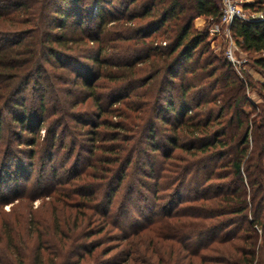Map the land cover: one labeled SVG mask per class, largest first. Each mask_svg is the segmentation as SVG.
<instances>
[{"label":"trees","instance_id":"16d2710c","mask_svg":"<svg viewBox=\"0 0 264 264\" xmlns=\"http://www.w3.org/2000/svg\"><path fill=\"white\" fill-rule=\"evenodd\" d=\"M220 16L217 0H0V208L50 198L63 217L32 263L10 231L11 264H264V108L211 47ZM230 33L264 68V19Z\"/></svg>","mask_w":264,"mask_h":264},{"label":"rangeland","instance_id":"374dc122","mask_svg":"<svg viewBox=\"0 0 264 264\" xmlns=\"http://www.w3.org/2000/svg\"><path fill=\"white\" fill-rule=\"evenodd\" d=\"M245 11L251 14V16H263V11H255V10H246L244 8L245 3L252 2L254 0H236ZM206 26L205 20L203 18L197 19L195 22V27L199 29H204ZM211 47L214 52H219L222 45L224 46L222 49L224 51V55L227 56V48L229 46V41L224 37L220 35H216L211 31L210 28V39ZM234 60L237 66L234 64L235 71L239 76H245L247 78V75L251 78L252 83L254 84V88L249 90L248 97L250 100L257 106V109L254 113L256 115L264 108V91L262 89V85L264 84V68H257L253 66L254 59L247 54L243 53L240 50L234 51ZM229 59V58H228ZM230 60V59H229ZM247 111H251V109H247ZM17 133H19L18 130L15 129ZM44 128L41 129L40 135L41 137L44 135ZM28 135L27 133H24L23 136ZM9 136L14 138V135L12 133L9 134ZM25 146H22V149H25ZM63 157L61 156L60 160H57L55 162V165L59 166L62 162ZM10 184V190L5 191L6 195H12L15 191V186L18 191V193L21 195L23 193L24 186L21 184ZM51 200L50 198H42L41 200L34 201L31 203V201L27 199H20V200H13L12 203H8L0 208V264H11L12 260H18L19 257L17 256V250L11 248L9 245L10 241H8V236L10 231H12V236H15L16 243L18 242H25L26 244H29V247L32 246L33 242L35 243L33 254H28L29 257L26 258L27 263H32L36 261L35 253L36 249L38 247H41L42 244L38 243L37 241V229L43 228L47 229L49 228L50 231H54V226L56 224L57 219L60 220L63 219L60 213H53V207L51 206ZM56 204V203H55ZM32 208V209H31ZM38 211L39 213L30 214V211ZM69 214V213H67ZM32 219V221H31ZM26 223H29V225L26 227ZM20 231V234H19ZM20 236H17V235ZM109 237H112L111 234L107 235ZM106 235L102 236H96L92 238V240L96 239H104V244L102 248L105 247H112L114 250L112 254L118 252L120 250V247L116 248L119 245V242L117 240H114L113 238H107ZM14 241V239H13ZM14 241V242H15ZM55 240L50 241L47 243V246L54 245ZM21 246V245H19ZM46 247V245L44 244ZM51 247V246H50ZM61 250V249H60ZM45 254L44 260H47L49 256L46 254V252H43ZM65 254V253H64ZM61 251V254L59 257H57V262H61L64 258V255ZM63 257V258H62ZM76 258H73V261H75ZM105 260V259H104Z\"/></svg>","mask_w":264,"mask_h":264},{"label":"built area","instance_id":"2783aa9c","mask_svg":"<svg viewBox=\"0 0 264 264\" xmlns=\"http://www.w3.org/2000/svg\"><path fill=\"white\" fill-rule=\"evenodd\" d=\"M220 9L221 16L218 23L214 24L211 27V31L220 36H224L229 41V46L227 48V56L230 61L236 65L234 60V51L240 50L232 39L230 33V26L235 20L249 21V19L261 18L264 19L263 16L255 17L251 16L250 13L245 11L243 7L236 0H217ZM260 57L264 59V51L261 52Z\"/></svg>","mask_w":264,"mask_h":264}]
</instances>
